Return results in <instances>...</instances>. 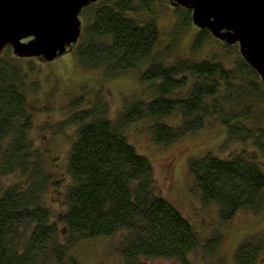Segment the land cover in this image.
I'll return each instance as SVG.
<instances>
[{"label":"trees","instance_id":"16d2710c","mask_svg":"<svg viewBox=\"0 0 264 264\" xmlns=\"http://www.w3.org/2000/svg\"><path fill=\"white\" fill-rule=\"evenodd\" d=\"M173 5V4H172ZM156 6L165 7L174 25L164 40ZM84 25L74 49L81 70L103 72L109 79L140 70L138 81L154 91L148 101L133 100L117 118L98 91L76 97L70 117L75 127L65 174L49 168L46 152L36 147L32 130L37 115L52 106L38 99L43 84L32 74L40 66L14 54L0 53V264H88L72 248L86 240L122 233L124 264L174 259L190 264L189 255L203 248L213 256L221 247L216 228L202 245L195 225L171 200L157 194L151 159L127 137L135 122L150 124L153 142L171 146L217 122L228 143L253 145L232 156L212 152L189 159V175L205 205L217 206L220 225L242 211L264 212V83L230 44L194 24L192 10L167 8L158 0H99L82 12ZM197 27H196V26ZM189 32V48L180 47ZM209 45L217 46L211 54ZM234 55V63L225 57ZM48 107V108H47ZM51 109H50V108ZM20 175L8 186L3 179ZM63 193L54 211L46 195ZM264 243L243 240L237 264H257Z\"/></svg>","mask_w":264,"mask_h":264},{"label":"rangeland","instance_id":"374dc122","mask_svg":"<svg viewBox=\"0 0 264 264\" xmlns=\"http://www.w3.org/2000/svg\"><path fill=\"white\" fill-rule=\"evenodd\" d=\"M159 2L167 5L169 10L171 6L173 7L169 0H159ZM156 9L159 14L158 21L161 25L163 38L167 40L173 28L174 19L172 20L165 7L156 6ZM80 17L84 25V15L80 14ZM190 34V31H187L182 32L179 36V50L183 52L181 54H185L189 48L186 40ZM79 41L80 38L77 43L70 46L65 53L54 60H46L42 55L21 57L33 60L36 65L40 66L41 72L32 74L34 79H38L43 84L38 99H42L43 104L46 102V106L51 104L52 109L49 107L51 110L37 115L32 136L36 147L46 152L50 170L58 172L59 175L65 174L68 154L75 137V127L68 126L63 133L59 134H55V130H62L61 124L70 117L71 112L68 105L71 100L83 94L92 98L96 92L101 91L104 95L103 98L109 103V115L115 119L127 102L136 99L148 101L155 95L150 87L139 83L140 70L113 79L103 76L104 74L100 70H81L73 57L74 49ZM207 47L206 54H211L217 48L215 45ZM225 59L234 63V55L229 58L225 57ZM149 123H132L127 127L126 134L137 150L151 159L155 176L154 187L157 194L174 202L195 225L201 235L202 245L212 236L216 228L222 235V245L215 255L208 256L203 252L201 246L200 249L189 255L190 264H237L234 254L243 240L253 239L264 243V212L242 211L236 214L232 222L220 225L217 206L215 204L205 205L201 201L199 193L195 191L194 180L189 175L188 161L208 152L229 158L242 149L255 151L253 145L246 147L243 143H228L227 130L219 123L213 122L206 129L197 132L196 135L188 136L180 142L166 147L153 142ZM258 159L264 167V155L260 154ZM65 177L66 180L69 179L67 174ZM20 181L24 182V179L15 174L6 176L3 179V184L8 186ZM46 199L55 212L62 209L63 193L61 191L52 188L46 195ZM120 239H122V233L99 238V240L81 241L72 248L71 253L83 261L86 259L88 264H124V258L120 251ZM148 263L183 264L174 259H151L148 260ZM257 264H264V250L259 256Z\"/></svg>","mask_w":264,"mask_h":264},{"label":"water","instance_id":"95a60500","mask_svg":"<svg viewBox=\"0 0 264 264\" xmlns=\"http://www.w3.org/2000/svg\"><path fill=\"white\" fill-rule=\"evenodd\" d=\"M98 0H0V52L54 60L77 43L83 8ZM159 1V0H158ZM192 10L194 24L230 44L264 83V0H169Z\"/></svg>","mask_w":264,"mask_h":264}]
</instances>
